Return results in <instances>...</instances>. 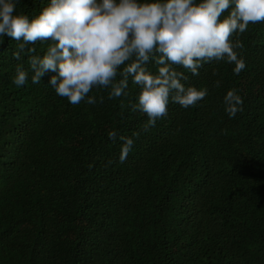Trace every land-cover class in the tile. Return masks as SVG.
Returning <instances> with one entry per match:
<instances>
[{
	"label": "trees",
	"instance_id": "1",
	"mask_svg": "<svg viewBox=\"0 0 264 264\" xmlns=\"http://www.w3.org/2000/svg\"><path fill=\"white\" fill-rule=\"evenodd\" d=\"M47 2L17 9L31 18ZM238 38L246 68H179L208 95L188 109L170 102L146 132L131 82L127 96L94 89L95 105H72L47 77L32 84L16 42L0 38V264H264V23ZM231 88L243 98L233 118ZM120 136L134 139L124 163Z\"/></svg>",
	"mask_w": 264,
	"mask_h": 264
},
{
	"label": "clouds",
	"instance_id": "2",
	"mask_svg": "<svg viewBox=\"0 0 264 264\" xmlns=\"http://www.w3.org/2000/svg\"><path fill=\"white\" fill-rule=\"evenodd\" d=\"M19 3L0 0V38L16 42L13 58H27L31 83L47 77L70 104L95 105L94 89L115 99L128 95L131 82L139 89L132 110L146 115L145 132L168 115L170 102L188 109L208 95L206 87L186 84L179 68L198 76L205 63L226 62L239 75L246 61L238 37L264 23V0H48L31 18L18 11ZM37 43L46 44L42 54ZM28 79L29 70L18 63L13 83L22 87ZM242 105L238 89L226 91L223 106L230 118ZM132 137H119L120 163L132 150ZM108 138L115 142L117 133Z\"/></svg>",
	"mask_w": 264,
	"mask_h": 264
}]
</instances>
